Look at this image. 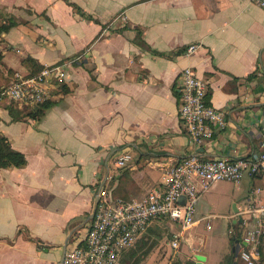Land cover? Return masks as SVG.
Returning <instances> with one entry per match:
<instances>
[{"label": "crops", "instance_id": "crops-1", "mask_svg": "<svg viewBox=\"0 0 264 264\" xmlns=\"http://www.w3.org/2000/svg\"><path fill=\"white\" fill-rule=\"evenodd\" d=\"M6 22L13 25L0 34V88L15 72L79 59L62 82H51L42 106L0 100V137L26 160L0 169V264H61L66 249L83 243L100 191L137 201L161 189L166 170L187 157L261 153L264 10L251 0H0V26ZM192 44L199 48L188 55ZM185 68L207 83L206 101L226 122L198 146L178 118L176 86ZM123 154L130 161L118 169ZM224 183L200 195L190 239L201 223L210 228L215 216L201 209L215 201L232 206L224 218L235 241L234 212L252 199L264 205V173L231 193L222 192ZM157 220H168L171 233L180 229L158 218L136 248L150 241ZM190 239L184 236L178 259L217 262V246L189 253Z\"/></svg>", "mask_w": 264, "mask_h": 264}, {"label": "built area", "instance_id": "built-area-1", "mask_svg": "<svg viewBox=\"0 0 264 264\" xmlns=\"http://www.w3.org/2000/svg\"><path fill=\"white\" fill-rule=\"evenodd\" d=\"M264 10V0H251ZM199 46L192 44L187 54L192 55ZM79 58L61 61L42 68L32 75L15 72L11 81L0 88V100H9L22 107L43 105L49 98L52 81L62 82L68 68ZM178 118L192 145L212 139L215 129L221 130L226 122L219 110L207 103V83L191 68H185L177 79ZM130 161L123 154L116 161L118 169ZM264 173V141L259 154L243 159L221 158L204 161L190 156L170 166L165 172L161 189L144 198L125 202L112 199L100 191L93 220L83 243L66 249L61 264H117L122 252L132 248L149 224L158 218H167L180 226L170 242L171 264L184 241L185 232L194 225V213L199 197L214 184L227 181L238 185L244 178H255ZM241 224L233 229L238 241L240 260L244 264H260L264 243V205L252 199L238 211ZM237 229L242 231L238 238Z\"/></svg>", "mask_w": 264, "mask_h": 264}, {"label": "rangeland", "instance_id": "rangeland-1", "mask_svg": "<svg viewBox=\"0 0 264 264\" xmlns=\"http://www.w3.org/2000/svg\"><path fill=\"white\" fill-rule=\"evenodd\" d=\"M222 185L221 190L226 193H231L236 187L235 184L231 183H224ZM230 210H232V206H230L226 201H215L208 208L201 209L202 214L215 216V218L208 221L210 227L209 229L206 228V223H201L198 226L194 240L192 238L190 239L188 233L185 232V237L190 239L191 246L194 248V250L190 248L189 253H200V251L204 252L209 250L210 245H213L218 247V252L216 253L215 258L217 262L214 264H244L240 260L239 249L235 246L234 241H231L229 237L231 223L224 218L229 214L228 211ZM167 221L168 220H157L154 224L159 223V229L152 231L150 241L142 247L136 248L134 245L132 248L122 252L117 264H168L172 253L170 242L177 232H170L169 227L166 225ZM160 222L162 223L161 225ZM153 241H157L155 246L149 253L146 254ZM262 246V250L264 252V244H262ZM183 247L184 246L182 244L179 252L183 250ZM228 247L229 254L226 256V250ZM234 247L235 251L233 252L232 250ZM177 261H181L178 259V256H176V259H174L171 264H175Z\"/></svg>", "mask_w": 264, "mask_h": 264}, {"label": "trees", "instance_id": "trees-1", "mask_svg": "<svg viewBox=\"0 0 264 264\" xmlns=\"http://www.w3.org/2000/svg\"><path fill=\"white\" fill-rule=\"evenodd\" d=\"M74 9L78 13H80L79 9L77 8H74ZM12 25L13 24H10L7 22L4 25H1L0 34L3 32H7L9 28L12 27ZM0 63H1V56H0ZM25 163H26L25 157L22 154L11 150L7 141L4 138L0 137V169L21 168L25 165ZM231 241H235V240L231 238ZM262 247H261L260 264H264V252L262 250ZM175 264H193V262L192 261H185V262L177 261ZM227 264H231V263H227Z\"/></svg>", "mask_w": 264, "mask_h": 264}, {"label": "water", "instance_id": "water-1", "mask_svg": "<svg viewBox=\"0 0 264 264\" xmlns=\"http://www.w3.org/2000/svg\"><path fill=\"white\" fill-rule=\"evenodd\" d=\"M97 201H98V199L95 202V206L97 204ZM234 214L236 216V220L233 221V225L235 224V225L239 226L241 224V221H242L241 215L238 214V211H235ZM234 244H235V246L238 245V241L236 240ZM232 251L234 252L235 249L233 248ZM195 260H196L195 264H205V262H206V258L202 255H195Z\"/></svg>", "mask_w": 264, "mask_h": 264}, {"label": "flooded vegetation", "instance_id": "flooded-vegetation-1", "mask_svg": "<svg viewBox=\"0 0 264 264\" xmlns=\"http://www.w3.org/2000/svg\"><path fill=\"white\" fill-rule=\"evenodd\" d=\"M237 232H238V238H239L242 234V231L240 229H237Z\"/></svg>", "mask_w": 264, "mask_h": 264}]
</instances>
